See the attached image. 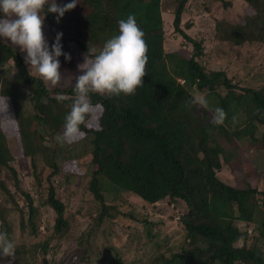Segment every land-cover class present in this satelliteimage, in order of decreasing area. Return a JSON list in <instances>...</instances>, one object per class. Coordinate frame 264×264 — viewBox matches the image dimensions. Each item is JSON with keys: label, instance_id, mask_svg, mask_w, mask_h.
<instances>
[{"label": "trees", "instance_id": "obj_1", "mask_svg": "<svg viewBox=\"0 0 264 264\" xmlns=\"http://www.w3.org/2000/svg\"><path fill=\"white\" fill-rule=\"evenodd\" d=\"M164 1L175 5L173 32L185 40L188 56L180 49H165ZM214 1L223 7L231 2ZM241 1L250 4L253 0ZM69 2L56 0L61 6ZM188 4L189 0H79L59 23L55 13L46 12L47 5L41 13L54 40L57 32L63 34L62 48L73 42L83 54L92 48L98 52L118 35V21L129 14L135 15L148 46L144 85L135 94H91L93 109L100 110L94 125L89 124L91 113L80 127L90 156L85 188L94 206L87 214L91 216L88 230L77 236L70 231L67 203L55 181L63 171L56 137L64 130L63 113L71 108L75 83L66 78L48 87L29 71L20 50L0 38V109L11 106L15 147L28 160L30 175L26 177H31L30 187L25 188L0 112V232H6L16 245L14 257L0 256V264H63L65 257L57 263L48 259L62 238L77 242L70 255L75 256L74 264H264V189L246 179L235 185L218 176L224 166H233L240 140L257 143L264 153V70L258 77L263 84H258L256 71L250 78L256 83L252 85L236 73L209 68L204 61V40L186 31L190 22L182 26ZM247 16L242 27L248 26V33L239 45L262 52L264 58V5L252 7ZM231 33L228 23L216 25L220 42L231 39ZM257 60L253 69L264 64L263 60L258 65ZM194 89L206 96L207 109L187 107L186 102L195 97ZM23 93H27L29 109L22 105ZM58 95L65 99L58 101ZM217 107L227 113L221 126L211 123ZM248 107L252 109L249 120L243 117ZM73 145L65 156L70 161L74 160ZM124 193L150 205L167 198L182 201L186 209L178 218L181 241L170 244L169 237H159L151 223L145 222V241L138 235L137 242L151 253L146 261H126L105 235L106 225L120 213L106 199L109 194L114 199ZM40 207L54 212L53 224H46L45 231L38 220ZM42 234L44 238H39ZM100 236H104L103 252L96 243Z\"/></svg>", "mask_w": 264, "mask_h": 264}, {"label": "rangeland", "instance_id": "obj_2", "mask_svg": "<svg viewBox=\"0 0 264 264\" xmlns=\"http://www.w3.org/2000/svg\"><path fill=\"white\" fill-rule=\"evenodd\" d=\"M230 1V5L223 7L220 1L189 0L188 7L182 15V26L190 22L191 27L186 31L191 36L204 40L206 52L204 61L207 59L206 64L209 68L225 69L230 75L236 73L240 78L252 85H256V83L254 80L250 79L252 77L251 75L257 71L256 78L258 79V84H263L262 77H260V79L258 77L261 76V71L264 70V64L259 67L256 65L254 67L256 69L252 68V66L256 64L257 58L259 59L257 60L258 65L264 60L262 56L263 53H258L254 48L248 49L245 44L239 45V43H242L241 41L246 38L248 33V26L242 27V24L248 19L247 14L252 11V7H262L264 5V0H253L250 4H246L241 0ZM174 8L175 5L170 2L164 1L162 3L164 29L166 32L165 49L168 52L180 49V53L188 56L189 47L185 40L179 34L173 32L172 12ZM222 23H228L229 28H232V33L229 35L232 40L227 39V41L223 43L215 36L216 25ZM43 31L49 47H51L54 38L49 32L45 20ZM15 48L19 50L18 47ZM62 51L71 56V59L67 61L63 55L58 58L60 61V72L63 78L62 81L68 78L75 83V78L82 74L78 66L84 62L85 54H83L73 42H68L66 48H62ZM21 53L23 57L26 55L24 52ZM27 67L29 69V65H27ZM14 71L15 69L13 68L11 74ZM29 71L32 74L34 72L32 69H29ZM242 84L244 83H241V85ZM47 86L52 87L49 84H47ZM193 94L194 96L204 95V93L200 92L198 89H194ZM26 97L27 93H23L22 98L26 100H22V105L24 108L29 109L30 105ZM99 110L100 109L97 107L93 109L89 124H95ZM0 112L2 128L10 135L9 144L10 147L14 149L15 164L23 177L25 188H29L31 177H26L27 174L30 175L28 160H23L19 148L15 147L17 146L15 132L16 122L11 106L9 104L1 106ZM63 114L65 119L66 113L64 112ZM251 115L252 109L248 107L246 112L243 113V117L249 120ZM86 140L87 137L84 135L83 138L74 142V160L72 161L65 157L66 154H68L70 143L61 145L57 142L61 150L58 158L63 165V171L59 176L55 177V181L59 184L61 195L67 203L66 216L70 223V231H73L76 236L88 230L91 216L87 214L91 210V207L94 206L91 195L85 188L91 172L89 167L90 156L87 155V150L84 147ZM239 144L240 148L236 154L237 156L231 161L233 166H224L221 171L218 172L219 178L235 185L238 184V181L242 178L255 184L259 189H264L263 151L259 148L257 143L250 142L247 139L240 140ZM78 156L83 157L77 158ZM46 172H49V169H46ZM69 174L71 176L67 177ZM36 196L37 195H35V197ZM116 196H114L116 198L113 199L111 194H109L106 199L107 202L116 204L120 213L116 215L114 221L106 225L105 235L119 248L126 261L133 259L146 261L151 253L149 247H144L142 243L137 242L138 235L142 236L141 242L145 241V222L151 223L154 232L158 233L159 237H169L170 244L173 245L174 241H181L182 227L178 218L186 209L182 201L167 198L154 205H150L133 194L124 193ZM38 216L43 231L46 230V224H53L54 212L51 209H43V207H40ZM15 236L17 242H20L17 230ZM25 238L27 241H32L31 237L25 236L24 239ZM39 238H44V235H40ZM39 238L37 240H39ZM103 242L104 236H100L96 239V243L101 250L103 249ZM76 248L77 242L75 240H65L62 238L53 246L51 253L48 255V259L50 261L54 260L57 263L58 260L61 261V259L65 257L63 264H74L73 260H75V256L71 258L70 255H73L72 253ZM173 248L175 249V247Z\"/></svg>", "mask_w": 264, "mask_h": 264}, {"label": "clouds", "instance_id": "obj_3", "mask_svg": "<svg viewBox=\"0 0 264 264\" xmlns=\"http://www.w3.org/2000/svg\"><path fill=\"white\" fill-rule=\"evenodd\" d=\"M79 0L58 5L56 0H0V38L8 41L21 52L33 76L40 78L52 87L62 82L59 57L70 60L71 56L62 51V33L57 32L54 42L49 47L43 31L45 5L47 11L56 14V22L65 12L76 7ZM145 33L138 26L135 15L118 21V35L108 39L97 52L88 49L84 62L78 67L82 74L75 78L74 98L70 110L65 116L64 130L56 137L58 143H74L83 138L81 125L92 113L91 94L106 96L133 95L143 87L148 63V46ZM65 97L58 95L57 100ZM187 107L199 106L207 109L209 102L205 95H196L186 102ZM227 113L220 107L215 108L211 123L224 124ZM233 123L236 117L232 118ZM16 245L6 232H0V256L14 257Z\"/></svg>", "mask_w": 264, "mask_h": 264}]
</instances>
